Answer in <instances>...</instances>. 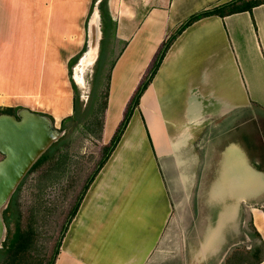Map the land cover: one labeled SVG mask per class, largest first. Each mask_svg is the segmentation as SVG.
<instances>
[{
    "label": "crops",
    "instance_id": "obj_1",
    "mask_svg": "<svg viewBox=\"0 0 264 264\" xmlns=\"http://www.w3.org/2000/svg\"><path fill=\"white\" fill-rule=\"evenodd\" d=\"M92 1L0 0V109L27 108L56 123L74 116L71 72L87 42L83 20ZM229 1L107 0L99 48L111 62L105 141L113 138L163 42L192 15ZM61 100L69 103L62 115L56 112ZM262 117L264 4L194 23L141 97L55 264H154L182 222L195 236L246 244L235 250L240 264H264V163L243 146L236 128ZM136 160L143 166L139 180ZM219 185L236 195L235 204L219 201ZM249 202L253 207L240 213L236 206Z\"/></svg>",
    "mask_w": 264,
    "mask_h": 264
},
{
    "label": "rangeland",
    "instance_id": "obj_2",
    "mask_svg": "<svg viewBox=\"0 0 264 264\" xmlns=\"http://www.w3.org/2000/svg\"><path fill=\"white\" fill-rule=\"evenodd\" d=\"M97 5L93 0L89 12L90 16L93 7ZM87 18L86 21L83 20L84 27L88 25ZM79 65L78 60L76 66H73L72 77H74L75 68ZM110 69L111 62L104 60L101 53L97 55L95 63L81 74L83 84H79L73 79L78 90L77 96L74 91V102L77 101L78 97V111L76 114L74 113L72 119L65 122L64 126L60 122L56 123L58 131L62 132V136L45 153H49L48 160H45L35 171L26 175L11 198L5 210L8 217V233L2 245L4 249L2 248L0 254V264L6 262L3 258L4 250L18 227L23 231H33L35 242L23 261L15 264H48L54 255L62 230L67 225L69 214L81 195L88 178L102 159L104 147L109 145L111 141H105L103 132H101V125L103 118H105L106 109L104 111V106L109 89ZM68 110L69 103L61 100V107L56 109V112L62 115ZM5 111L0 109V113ZM118 113L119 105L117 102L114 109L112 108L110 128H113ZM236 128L238 129L237 137L243 142V146L252 152L251 155L261 157L263 164L264 117L255 120L246 118L243 124H238ZM3 159L4 155L0 153V161ZM139 161L136 160L133 164L134 175L138 177V180L141 179L142 174L144 175L141 160ZM227 174L229 178V169H227ZM219 186V201L224 200L226 202V199L229 198V201L235 204L237 202L236 195H229V189L224 185ZM236 191L234 190V193ZM236 207L240 213L243 210L248 213L253 206L249 202ZM195 212L196 216L198 212ZM243 218L248 228L251 229V221L247 219V215H243ZM189 223L194 224L196 222H187L186 225ZM184 225L185 223L182 222L179 230L170 237L169 242L165 243V248H161L162 253L159 251V257L154 264H227L229 260L237 257L239 259L233 261V264H240V255L235 257L236 252L240 251L235 250L245 249L246 244L239 242L237 243L239 245L232 246L229 242L231 238L226 236H195L190 228H184ZM208 233L205 231V234ZM238 239L240 241L242 238L239 237ZM6 264H10V262H6Z\"/></svg>",
    "mask_w": 264,
    "mask_h": 264
},
{
    "label": "water",
    "instance_id": "obj_3",
    "mask_svg": "<svg viewBox=\"0 0 264 264\" xmlns=\"http://www.w3.org/2000/svg\"><path fill=\"white\" fill-rule=\"evenodd\" d=\"M103 1L96 0L98 5L93 7L88 20L87 51L79 59V64L92 46L99 54ZM61 136L55 120L42 113L19 108L15 115L0 114V153L4 155L0 161V250L4 248L2 245L8 233L4 215L11 198L32 167Z\"/></svg>",
    "mask_w": 264,
    "mask_h": 264
},
{
    "label": "trees",
    "instance_id": "obj_4",
    "mask_svg": "<svg viewBox=\"0 0 264 264\" xmlns=\"http://www.w3.org/2000/svg\"><path fill=\"white\" fill-rule=\"evenodd\" d=\"M95 2H96V0H95ZM261 4H264V0H231L227 3L218 5L214 8L196 13V14L192 15L189 19H187L182 25H180L179 28L173 34H171L167 40H165L163 42V44L160 47L157 55L155 56V59L152 62L148 72L143 77V79H142L141 83L139 84L138 88L136 89L131 101L129 102L127 109L125 111V114H124V118H123L122 122L120 123L117 131L115 132L113 138L111 139L110 144L104 147V154H103L102 159L100 160L99 164L97 165L95 171L88 178L85 186L82 189L81 195L79 196L77 202L75 203L73 209L71 210V212L69 214L67 225H65L63 230H62L60 240H59L58 244L56 245L55 251L53 253L54 255L52 256L51 260H49L48 264H55L57 256L60 253V247H61L62 240L65 237V234L68 230L69 225L71 224V222L73 221L77 212L79 211V208L81 206V203H82L87 191L89 190L90 186L92 185V183L96 179L97 175L102 170V168L105 166V164L108 162L112 153L115 151L116 147L120 143L128 125L130 123V120L133 116L134 111L139 106V102H140L141 97L143 96V94L145 93V91L147 90L149 85L152 83L153 79L155 78V76H156V74H157L166 54H167V52L169 51L171 46L174 44V42L177 40V38L186 29H188L190 26H192L194 23H196V22H198L204 18L211 17V16L225 17V16H229V15H233V14L241 13V12H246V11L252 12L255 7H257ZM106 5H107V0H104L102 5H101V15H102V11H103V16L108 15V12L106 10ZM103 16H102V20H103ZM86 51H87V42L85 44L84 49L75 57L73 64H76L78 62V60L82 57V55ZM73 88H74L75 94L77 96L78 90H77V86L74 84V82H73ZM107 99H108V93L106 94V103L104 106V111H105L106 106H107ZM17 110L10 109V110H7L6 112H3V113L13 115V113H16L15 111H17ZM77 111H78V97H77V101L74 102V113L76 114ZM3 113H0V114H3ZM44 115L49 116L54 121V118L52 116H50L48 114H44ZM73 117L67 118V120L72 119ZM67 120H64L62 122V126L65 125V122ZM103 122H104V118H103ZM103 122L101 125V132H103L102 131L103 126H104ZM48 158H49V153L44 154L37 161V163L32 167L30 173L35 171L45 160H48ZM4 216H5V222H6L7 227H8L7 214L5 213ZM34 242L35 241H34L33 231H23L20 227H18L15 234L7 242V246L4 250L5 254H3L4 255L3 258L5 259L4 261H6L7 263L10 262V264L22 262L23 259L25 258V256L30 253L31 248L34 245ZM1 253H2V249L0 250V254ZM6 262H5V264H6Z\"/></svg>",
    "mask_w": 264,
    "mask_h": 264
},
{
    "label": "bare ground",
    "instance_id": "obj_5",
    "mask_svg": "<svg viewBox=\"0 0 264 264\" xmlns=\"http://www.w3.org/2000/svg\"><path fill=\"white\" fill-rule=\"evenodd\" d=\"M94 39L95 37L93 36V40ZM96 56H97L96 48L95 46H92L91 50L85 54L84 58L81 61V64L78 67H76L74 70V78L76 82H78L79 84H83L81 74H83L88 67L94 64L96 60Z\"/></svg>",
    "mask_w": 264,
    "mask_h": 264
},
{
    "label": "flooded vegetation",
    "instance_id": "obj_6",
    "mask_svg": "<svg viewBox=\"0 0 264 264\" xmlns=\"http://www.w3.org/2000/svg\"><path fill=\"white\" fill-rule=\"evenodd\" d=\"M102 16H103V11H102ZM104 17H105V15L103 16V20H104ZM103 25H104V23H103ZM77 64V63H76ZM76 64H75V66H76ZM16 112V111H15ZM16 113H13V115H15Z\"/></svg>",
    "mask_w": 264,
    "mask_h": 264
}]
</instances>
